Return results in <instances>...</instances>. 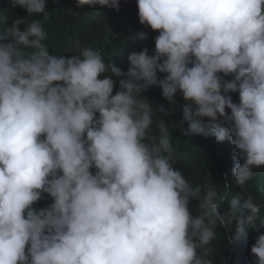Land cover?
Returning a JSON list of instances; mask_svg holds the SVG:
<instances>
[{
    "label": "clouds",
    "instance_id": "clouds-1",
    "mask_svg": "<svg viewBox=\"0 0 264 264\" xmlns=\"http://www.w3.org/2000/svg\"><path fill=\"white\" fill-rule=\"evenodd\" d=\"M2 3L47 18L46 0ZM76 5L119 11L120 0ZM137 8L140 25L158 35L151 54L129 55L126 73L92 47L51 53L39 19L13 20L0 34V264H213L218 227L238 241L257 221L251 196L242 205L233 197L221 214L227 194L193 186L174 167L169 124L156 119L153 134L141 93L159 87L170 104L179 94V124L192 120L184 135L228 139L231 176L243 188L264 167V0H137ZM114 77H124L115 91ZM250 255L264 264V230Z\"/></svg>",
    "mask_w": 264,
    "mask_h": 264
},
{
    "label": "trees",
    "instance_id": "trees-1",
    "mask_svg": "<svg viewBox=\"0 0 264 264\" xmlns=\"http://www.w3.org/2000/svg\"><path fill=\"white\" fill-rule=\"evenodd\" d=\"M46 3L47 18L43 14L28 16L23 8L14 12L15 7L0 0V34L13 20L23 19L27 23L39 19L46 30L42 43L51 53L71 56L76 51L77 44L92 47L100 51L106 63L110 61L125 73L129 67L128 57L131 53L139 52L144 47L149 49V54L154 50V37L158 33L140 25L137 0H120L119 11L99 6L77 8L76 0H46ZM142 30L148 33L149 38L146 41L136 38ZM123 78L114 77L117 81L114 91L118 90V82ZM141 95L152 104L153 134L159 135L155 125L156 119H164L169 124V135L175 149L174 167L179 169L193 186L207 182L214 184L221 194H227L228 198L218 209L221 214L228 208V202L233 197H239L242 205L244 200L251 196L254 202L261 206L257 221L247 230L245 237L234 241L231 239L235 235L234 231L226 232L218 227L217 238L210 245V259L213 264H252L251 245L257 231L264 230V167L254 169L252 179L243 188L238 186L235 178L231 176L234 166L232 156L236 149L228 139L218 142L214 135H184L181 127L187 129L192 120H185L180 126L185 102L179 94L171 104L162 97V90L156 86L149 87ZM231 95L233 100L238 102V94ZM201 125L209 130L214 127L207 119L202 121ZM40 204L42 201L34 207L38 208ZM197 205V201H192L190 207L195 210ZM238 211L247 215V210L242 207Z\"/></svg>",
    "mask_w": 264,
    "mask_h": 264
}]
</instances>
